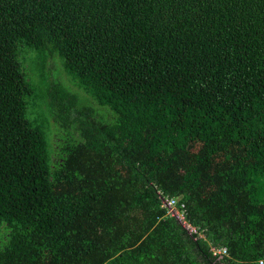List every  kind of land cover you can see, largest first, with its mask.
Masks as SVG:
<instances>
[{
  "label": "trees",
  "instance_id": "1",
  "mask_svg": "<svg viewBox=\"0 0 264 264\" xmlns=\"http://www.w3.org/2000/svg\"><path fill=\"white\" fill-rule=\"evenodd\" d=\"M0 264H264V0H0Z\"/></svg>",
  "mask_w": 264,
  "mask_h": 264
},
{
  "label": "rangeland",
  "instance_id": "2",
  "mask_svg": "<svg viewBox=\"0 0 264 264\" xmlns=\"http://www.w3.org/2000/svg\"><path fill=\"white\" fill-rule=\"evenodd\" d=\"M56 58V57H55ZM27 59H28V55H27ZM52 62H54V63H56V66L54 67V68H51L50 69V73H52L53 72V74H54V76H57V74L58 73H60L61 72V68L59 67V65H58V63H57V60L56 61H54V59L52 60ZM24 67V65L21 67V68H23ZM27 68V67H26ZM24 69H25V67H24ZM52 70V71H51ZM57 73V74H56ZM46 78L45 79H47L48 80V78L50 79V78H52L53 77V75H50V74H48L47 76H45ZM39 82V79H38V77H35L34 78V80H33V83L36 85L37 84V86L36 87H38L39 89H42L43 88V86L42 85H40V83H38ZM71 89H74V87L71 85V84H69L68 85ZM33 100V97H31V98H29L28 99V105H27V107H26V111H27V114H28V117H36V118H41V117H43V116H47L48 117V114H47V112H46V110H45V108H43V105H42V103H41V101H39V100H37L34 104H32L33 106H34V108H33V110H31V107H29V105H30V102ZM88 101L90 102V103H92L91 102V100L90 99H88ZM92 104H94V103H92ZM103 108H105V107H103ZM46 117V118H47ZM48 126H49V134L50 133H53V123L51 122V121H49L48 122ZM48 137H50V136H48ZM61 139L57 136V132H54V134L52 135V142H53V145H55V143L56 142H58V141H60Z\"/></svg>",
  "mask_w": 264,
  "mask_h": 264
},
{
  "label": "built area",
  "instance_id": "3",
  "mask_svg": "<svg viewBox=\"0 0 264 264\" xmlns=\"http://www.w3.org/2000/svg\"><path fill=\"white\" fill-rule=\"evenodd\" d=\"M160 201H161L162 205L166 209L165 213H167V214H169L171 216H174L180 222V224L184 228H186L188 230V232H191L193 234L195 232H197L196 229L193 226H191L188 223H186L185 218H184V208L182 206V203H180L178 205L177 198H175V197H161ZM210 250H211L213 255H215V254L219 255V254H224L225 253V248L224 247H218V248L210 247ZM260 262L261 261H259V263Z\"/></svg>",
  "mask_w": 264,
  "mask_h": 264
}]
</instances>
